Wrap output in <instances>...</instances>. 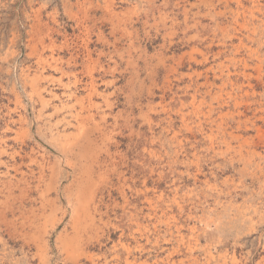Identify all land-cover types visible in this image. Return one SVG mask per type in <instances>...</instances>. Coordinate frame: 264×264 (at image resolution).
<instances>
[{
    "label": "rangeland",
    "instance_id": "rangeland-1",
    "mask_svg": "<svg viewBox=\"0 0 264 264\" xmlns=\"http://www.w3.org/2000/svg\"><path fill=\"white\" fill-rule=\"evenodd\" d=\"M0 145V264H264V0H0Z\"/></svg>",
    "mask_w": 264,
    "mask_h": 264
},
{
    "label": "bare ground",
    "instance_id": "bare-ground-1",
    "mask_svg": "<svg viewBox=\"0 0 264 264\" xmlns=\"http://www.w3.org/2000/svg\"><path fill=\"white\" fill-rule=\"evenodd\" d=\"M52 59H53V61L54 62H57L58 61V59L56 58V56L55 55H53L52 56ZM89 84H90V82H89ZM91 85V90H94L95 88H94V85L93 84H90ZM89 85V86H90ZM50 91V90H49ZM92 92V91H91ZM71 95V94H70ZM67 97V96H66ZM69 98H74V97H72V95H71V97L69 96ZM76 98V97H75ZM76 99H78V98H76ZM91 99V98H90ZM90 102V104H91V106H92V102L91 101H89ZM63 103V102H62ZM62 106H65V104L63 103L62 104ZM79 109V108H78ZM103 119V118H102ZM81 121V122H80ZM78 123V128L79 129H82V130H84L83 129V127H84V122L82 121V120H80ZM63 133V132H62ZM0 149L2 150V152H6V149H5V147L4 146H2V145H0ZM183 236V235H182ZM183 239V238H182ZM210 257L212 258V257H214V255L212 254V253H210ZM208 260H210L209 258H208ZM224 260V259H223ZM232 261H233V263L234 264H238V258H237V256H233L232 257Z\"/></svg>",
    "mask_w": 264,
    "mask_h": 264
}]
</instances>
